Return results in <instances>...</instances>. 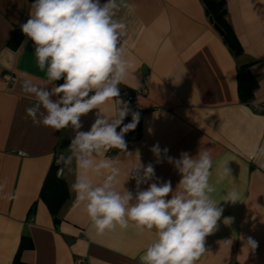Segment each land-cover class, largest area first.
Wrapping results in <instances>:
<instances>
[{"label":"crops","instance_id":"obj_1","mask_svg":"<svg viewBox=\"0 0 264 264\" xmlns=\"http://www.w3.org/2000/svg\"><path fill=\"white\" fill-rule=\"evenodd\" d=\"M127 2L133 10L123 9L117 18L127 24L122 45L133 67L120 85V95L124 89L145 87L146 92L135 102L121 96L140 113V120L124 137L133 155L112 149L121 169L117 190L123 185L135 190V180H127V174L139 159L145 165L153 163L156 177L176 187L180 176L173 166L155 164L149 150L157 142L177 158L182 151L195 155L198 148L209 149L212 182L225 167L231 171L216 185L214 197L219 200L225 191L235 189L240 199L221 202L222 216L216 230L205 238L206 252L196 264H264V154L250 156L264 148V113L248 103L264 101V0H225L227 21L241 46L238 55L209 22L203 0ZM31 3L0 0V264H13L23 236L32 242L19 254L27 264H75L76 258H82V264H139L155 239L154 230L139 232L130 226L98 235L85 205L78 204L70 190L74 172L66 170L61 176L69 195L58 224L39 199L58 145L67 138L61 153L66 152L74 132L56 131L26 118L25 110L34 101L21 85L25 80L43 85L44 73L36 65L31 41L23 45L27 39L23 35L14 47L9 39L29 18ZM245 63L256 82L247 101L237 89L238 67ZM5 72L16 80L7 84ZM102 108L112 115L116 105ZM95 111L81 117V131L89 130ZM129 122L131 115L124 124ZM103 179V175L92 176L94 185ZM249 238L257 242L255 249L247 244Z\"/></svg>","mask_w":264,"mask_h":264},{"label":"clouds","instance_id":"obj_2","mask_svg":"<svg viewBox=\"0 0 264 264\" xmlns=\"http://www.w3.org/2000/svg\"><path fill=\"white\" fill-rule=\"evenodd\" d=\"M123 9L132 11L133 6L127 0H33L20 30L27 38L23 45L32 42L45 82L23 81L22 91L34 101L25 110L26 118L56 131L70 128L74 132L66 152L57 158V175L66 170L75 173L70 190L76 202L85 205L98 235L130 226L139 232L154 230L155 239L139 264H196L206 252L205 238L216 230L222 216L221 202L236 203L240 194L233 189L219 200L214 197L216 185L231 171L225 167L213 183L209 149L198 148L195 155L182 151L177 158L158 142L149 150L155 164L173 166L180 176L176 187L156 177L153 163L145 165L139 159L127 174V180H135V190L124 185L117 190L121 169L118 160L106 154L117 149L132 156L124 137L140 120V113L120 95V85L133 67L122 45L127 24L117 18ZM108 103L116 105L112 115L102 108ZM93 110L94 122L88 131H81V117ZM129 115L131 122L124 124ZM260 154L264 148L250 156ZM21 155L27 153L21 150ZM93 175H103V182L94 185ZM247 244L251 249L258 246L251 238Z\"/></svg>","mask_w":264,"mask_h":264},{"label":"trees","instance_id":"obj_3","mask_svg":"<svg viewBox=\"0 0 264 264\" xmlns=\"http://www.w3.org/2000/svg\"><path fill=\"white\" fill-rule=\"evenodd\" d=\"M203 3L205 9L209 12V15L212 17L213 23L220 28L224 42L230 47L233 53L238 55L241 52V46L232 30L231 25L227 21L225 0H203ZM22 36L23 33L21 32V30L17 29L11 35L9 39V44L13 45L14 47L17 46ZM60 83H63V81L61 80ZM255 86L256 82L248 70V64L245 63L239 65L237 73V89L239 97L243 101H247L251 97L252 90L255 88ZM67 145L68 139L63 138L55 151V157L46 173L39 194V199H41L47 206L55 224H58V222L60 221L59 211L68 199L69 195L66 181L61 178V176H57L56 173L59 167L56 163L58 155L61 154L62 149ZM31 247V239L27 236H23L19 245V249L13 260V264H27L20 260L19 254L20 251H22L23 249Z\"/></svg>","mask_w":264,"mask_h":264},{"label":"built area","instance_id":"obj_4","mask_svg":"<svg viewBox=\"0 0 264 264\" xmlns=\"http://www.w3.org/2000/svg\"><path fill=\"white\" fill-rule=\"evenodd\" d=\"M3 79L5 80V82L7 84H11L16 80V77L14 75H12L11 73H3L2 75ZM146 92V88L142 87L139 90H129V89H124L121 91V96L124 97L125 99L135 102L138 98L139 95L144 94ZM254 111H257L259 113H264V101L258 102V103H254V102H248ZM114 155V152L111 150L108 152L107 156L112 158ZM60 156V154L58 155V157ZM58 171V169H57ZM57 173V172H56ZM58 176V175H57ZM83 259L82 258H76L75 259V264H82ZM234 264V263H231Z\"/></svg>","mask_w":264,"mask_h":264},{"label":"water","instance_id":"obj_5","mask_svg":"<svg viewBox=\"0 0 264 264\" xmlns=\"http://www.w3.org/2000/svg\"><path fill=\"white\" fill-rule=\"evenodd\" d=\"M205 14L207 15V17H208V20H209V22L213 25V27L221 34V30H220V28L216 25V24H214L213 23V19H212V17L209 15V12L206 10L205 11Z\"/></svg>","mask_w":264,"mask_h":264}]
</instances>
